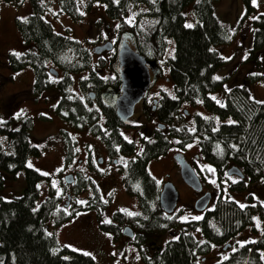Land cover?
<instances>
[{
    "label": "trees",
    "instance_id": "1",
    "mask_svg": "<svg viewBox=\"0 0 264 264\" xmlns=\"http://www.w3.org/2000/svg\"><path fill=\"white\" fill-rule=\"evenodd\" d=\"M5 1L20 3V0ZM219 1L88 2L89 11L96 2L105 5L106 16L119 21V31L131 37L134 49L148 61H155L161 68L159 77L164 75L161 63L164 62L168 67L175 97L162 92L155 112V118L164 126V130L156 128L152 140L142 136V146L139 145V148L135 141L127 140L121 133L126 124L118 118L111 104V100L116 98L113 90L120 81L113 77L103 78L98 68H106L107 61L103 57L94 59L96 49L103 41L102 37L98 38L100 41L97 44L95 42L98 40H93L85 47L78 39L58 33L44 17L49 8L41 0H30L32 14L16 22L22 41L27 45L34 44L35 47L22 55L10 54L8 61L12 71H22L26 67L32 69V94L41 95L47 89L55 88L58 91L55 111L68 127L76 130L87 127L89 134L105 145L110 155L119 158V163L124 161L122 157L136 154L134 159L125 163L121 176L125 193L138 198L140 212L132 214L117 211L110 223L100 218L98 220L100 229L115 237L120 235L123 225L130 224L140 234L137 246L144 243L143 247L149 235L175 232L177 236L164 246L152 242L154 249L150 253L143 250V247L139 250L145 264H198L200 258L211 253L214 244L230 245L229 241L244 231L256 214L264 223V204L242 207L237 201L222 197L217 199L211 210L204 212L202 219L180 222L178 214H168L160 206L159 194L163 187L148 171L150 161L167 154L174 145L179 150H185L196 138L204 160L214 166L220 179L232 166H237L244 173L243 179L230 184L232 191H244L248 184H254L261 178L264 180V102L256 101L243 85L223 90V104H218L209 96L223 87L224 82L215 79L214 74L225 61L213 48L230 42V32L214 11V5ZM243 1L245 16L252 14L255 11L253 0ZM77 4L78 0H58L60 12L74 22L83 19ZM190 5L194 13V24L188 26L184 9ZM252 25L254 34L250 41V52L253 53L264 48V14L253 19ZM168 39L174 40L175 50L172 57L163 61ZM114 59L112 57V61ZM50 69L57 73L50 72ZM159 77L157 83L161 80ZM260 77L252 78L258 80ZM105 88L107 94L103 98L100 93ZM90 92L97 96L94 102ZM186 103L193 106L202 103L215 118H232L233 121L217 126L214 118L207 119L198 114L194 117L195 126L190 130L180 124L184 115L180 113V108ZM102 116L103 123H100ZM15 123L19 125L14 127ZM32 125V119L28 116L0 120V135L10 139L13 149L11 153L5 152L0 144V170L13 177L19 170H25L26 180L21 196L0 199V264H96L91 256L62 246L56 234L49 232V221L53 220L58 226L75 212L84 210H98L101 214L108 204L101 199L92 178L76 173L77 179L70 186L62 179L64 169L69 168L78 157V143L66 129H60L58 136L65 146L66 157L65 168L59 174L63 189L79 196L90 186L93 195L83 204L72 205L73 210L68 213L58 209L61 198L56 197L55 190L51 188L50 196L36 208L42 183L50 184L51 179L36 169L26 167V164L28 158L38 157L44 149L47 150L51 137L38 146L33 144L30 140ZM4 182L0 175V190ZM119 184L121 186V180ZM193 232L201 233L203 242ZM262 249L264 232L256 241L242 245L216 264H264L260 253Z\"/></svg>",
    "mask_w": 264,
    "mask_h": 264
},
{
    "label": "rangeland",
    "instance_id": "2",
    "mask_svg": "<svg viewBox=\"0 0 264 264\" xmlns=\"http://www.w3.org/2000/svg\"><path fill=\"white\" fill-rule=\"evenodd\" d=\"M41 1L48 4L49 9L44 17L51 23L53 28L60 34H66L75 40L78 39L85 47L88 46V43L93 40L97 41L100 37L103 39L100 42L102 46L104 41H114L119 36V33H121L119 31V21L117 22L106 16L105 5L99 2H96L93 5L94 7L89 11L87 4L90 0H78L77 5L83 19L74 22L66 14L60 12L58 0ZM252 4L255 7V11L247 16H245L246 10L244 9L243 0H220L214 5L216 16L228 29V32H230V42L227 45H219L213 48L225 61L224 65L218 68L214 74L216 80H224L223 85L221 84L223 87L209 94L218 104H223L225 101L223 90H229V88L239 85L246 86L249 94L256 101L260 103L264 102V48L261 51L250 52V41L254 34L252 21L258 15L264 14V0H253ZM32 12L33 8H31L30 0H20V3H8L5 0H0V120L3 121L4 119L18 116L30 117L33 122L30 140L37 146L42 141L45 142L48 137H51L47 150L44 149L38 157L28 158L26 164V167L36 169L51 179L50 184L46 182L42 183L36 208H39L42 201L50 196V189L53 188L55 190L54 195L61 198L58 209L71 212L72 205L74 206L82 200L70 194L71 191H65L59 179L60 171L65 168L66 158L65 146L60 136H58L60 129H66L78 143V157L69 168L64 169V173L75 174L78 170V161L82 160L80 162V172L86 177L95 180L92 177V170L87 165V157L93 154L94 159H96L102 150L106 153V148L96 137L89 134L87 127L80 130L68 127L60 116L56 114L55 108L58 100V91L55 88L47 89L41 95L35 96L32 94L34 73H32L30 67H26L22 71L11 70L8 61L10 54L22 55L35 47L34 44L27 45L22 41L16 25L17 19H26ZM184 12L185 23L188 26L193 25L194 13L192 12V6H187ZM131 15L133 16V13ZM99 41L95 42V44ZM127 45L130 46L131 42H128ZM167 45L163 61L172 57L175 50L174 40L168 39ZM109 56V51H103L100 54L94 55V59L103 57L110 68L111 58ZM161 65L164 67V75L159 77L161 80L155 86L157 91H154L157 93H151V97H159V93L161 94V92L165 91L170 97L174 98L175 88L169 77L168 67L165 66L164 62ZM109 68H98V70L101 75H107L110 70ZM256 76L261 77L258 80H254L252 77ZM82 77L84 76L82 75ZM151 97L149 98V106L152 105ZM180 109V113L184 114L180 124L188 127L190 130L194 128V117L198 114L207 119L214 118L217 126L223 122L230 123L233 121L232 118L226 120L215 118L213 113L207 110L202 103H198L196 106L186 103ZM134 111L133 117L128 121L140 127H123L121 133H123L127 140L135 141L139 148L141 136L146 139H154L157 122L155 117H149L143 111L141 105H137ZM42 116L48 118L44 119ZM100 123H103V116ZM18 125V123H15L14 127ZM52 141H54L53 144ZM0 144L5 152H13L10 139L6 135H0ZM176 154H179L181 159L185 158L186 162L191 163L203 192L214 195L208 204L207 210H211L220 197L235 200L242 206L255 203L264 204L263 178L254 182V184H248L244 191H232L230 184L239 181L240 177L234 174L230 176L227 173L220 179L214 166L204 160L199 148V141L195 138L192 143L188 144L185 150H179L174 145L167 151V154L148 163L150 175L162 187L168 182H171L175 186L179 199L176 203V208L172 211V215L178 214L180 222L190 221L194 218L200 220L203 217L204 211L199 212L194 207V203L199 197L198 191L186 184L182 179L175 160ZM135 156L136 154L124 157L123 159L127 162L130 159H134ZM102 168L107 173L110 166L108 163H105ZM0 175L5 181L4 186L0 190V199L18 198V196L24 193L26 187L25 170H19L15 177L2 170H0ZM106 176L109 177L107 174L103 177ZM119 181L108 182H112L114 186L120 189ZM102 184L106 185L107 182H97V187H101ZM103 190L106 191V188H103ZM67 195H71L69 199H67ZM121 195L123 198H120V195H118L113 202L109 203L100 216L98 210L77 211L71 218L63 221L61 225L56 226L53 220H50L48 230L50 233L56 234L58 242L62 246L65 245L74 251L91 256L96 264H145L142 261L139 248L131 240L126 241L123 236L116 238L114 234L105 233L100 229L98 218L101 217L103 221H111V216L116 210L132 214L140 212L138 198L131 197L125 193L122 180ZM67 201H69L68 206H66ZM126 204L128 206L125 208ZM263 232L264 223L259 214H256L253 217L252 223L229 241L230 245L226 249H224L226 244L220 246L214 244L211 253L205 255L204 258H200L198 264H216L223 261L228 258L231 252L236 251L237 248L248 242L256 241ZM193 235L203 242L204 237H202L201 233L193 232ZM176 236L175 232L161 233L160 235L153 234L147 237V242L148 244L153 242L154 244L164 246ZM145 247L149 251L152 250L149 245H145ZM260 253L264 261V249L260 250Z\"/></svg>",
    "mask_w": 264,
    "mask_h": 264
},
{
    "label": "water",
    "instance_id": "3",
    "mask_svg": "<svg viewBox=\"0 0 264 264\" xmlns=\"http://www.w3.org/2000/svg\"><path fill=\"white\" fill-rule=\"evenodd\" d=\"M112 49V43L108 41V43L98 46L96 53L98 54ZM117 58H119V65L123 69L120 79L121 94L116 92L113 93L117 98V102L112 106L114 107L120 119L125 121L127 118L133 116L136 104L140 101V98L143 97L144 93L149 91L151 85L149 71L150 69L153 70L155 68L154 66L156 65V62L148 61L145 57L140 55L135 49H133L131 46H128L126 43L120 45ZM50 72L54 74L57 73L54 69H50ZM90 96L94 98V92H90ZM157 128L163 130L164 126L162 124H158ZM175 160L180 164V174L184 182L189 186L199 189L201 185L199 184L198 177L192 169L190 163H187L179 156L176 157ZM226 172L230 176L234 174L241 179H243L244 176V173L237 166H232V168L227 169ZM64 179L68 184H71L74 180L72 174L66 175ZM159 196L160 206L164 208L167 213L172 212L176 208L179 195L175 186L172 185L171 182L164 184ZM211 200L212 194L205 193V195L201 196V198H199L194 204L196 210L202 212L203 210L207 209ZM123 230V234L127 237H132L134 235L133 230L128 226ZM228 245L229 244H226L224 249H226Z\"/></svg>",
    "mask_w": 264,
    "mask_h": 264
},
{
    "label": "flooded vegetation",
    "instance_id": "4",
    "mask_svg": "<svg viewBox=\"0 0 264 264\" xmlns=\"http://www.w3.org/2000/svg\"><path fill=\"white\" fill-rule=\"evenodd\" d=\"M128 34L126 33V32H124V33H119V36L118 37H116L115 38V40L114 41H110V40H108V41H110L111 43H112V50H109V52H110V56H109V58H111V61H112V57H114L115 59L112 61V63H111V67L109 68L108 66L106 67V68H109L110 70H109V73H107V75H101L103 78H118V80L120 81L119 82V85L115 88V90H113V91H115L116 93H118V94H121V92H120V87H121V73L123 72V69H122V67L119 65V58H117V54H118V52H119V50H120V45L121 44H123V43H130L131 42V47L134 49L135 47L133 46L134 44V42H133V40L131 39V37L129 38V36H127ZM126 38H128V39H126ZM108 41H104L103 42V44L102 45H104V44H106V43H108ZM106 52V51H105ZM155 68L152 70V69H150V78H151V85H150V90L149 91H147L146 93H144V95H143V97H141L140 98V101L136 104V106L137 105H141L142 106V109H143V111H145L146 113H147V115L149 116V117H155V112L157 111L156 110V108H157V104H158V102H159V98L161 97V94H162V92H161V94L159 93V97H151V100H152V105H150L149 106V98H150V96H151V93H153V94H156L157 92H154V89H155V86H156V84H157V81H158V77H159V75H160V72H161V68L160 67H158L157 65H155L154 66ZM111 73V74H110ZM101 94V96H103V98H104V96L107 94V88H105V90H104V92H102V93H100ZM91 97V96H90ZM96 94H94V98H92L91 97V99H93L92 101L94 102L95 100H96ZM116 99L117 98H114V100H111V104L112 105H114L117 101H116ZM149 106V110L147 111V107ZM135 106V107H136ZM113 107V106H112ZM113 109H114V107H113ZM134 110H135V108H134ZM114 111H115V109H114ZM116 112V111H115ZM134 113H135V111H134ZM117 114V113H116ZM134 115V114H133ZM117 116H118V114H117ZM131 117H133V116H131ZM131 117H129V118H127L125 121L123 120H121L120 119V117L118 116V118L122 121V122H125V124H126V127H129V128H137L136 126H139V125H136V124H132V123H130L128 120L131 118ZM156 122H157V125L158 124H160V122L159 121H157V119H156ZM142 137V136H141ZM141 146H142V143L140 144ZM141 149H142V147H141ZM140 149V150H141ZM177 155V154H176ZM91 156V157H90ZM89 157H87L88 158V163H87V165H88V167L92 170V177H94L95 178V180L93 179V183L96 185V187H97V182H107V184L106 185H101V187H97L98 188V192H99V194H100V197H101V199L104 201V202H107V204L109 205V203H111V202H113L114 201V199L118 196V195H120V198L122 197V195H121V186H120V184H119V187H120V189L118 188V187H116V186H114V184L112 183V182H108V181H114V180H122V178H123V176H121V172H122V170H123V166H125V163H126V161H123V162H121V163H119V158H117L115 155H110L108 152H107V150H106V153H105V151L104 150H102V152H101V154L99 155V157H97L96 159H94V157H93V154H91ZM179 156V154L176 156V157H178ZM125 157V156H124ZM124 157H122V159L124 158ZM175 157V158H176ZM90 159H91V161H90ZM182 159H185V158H182ZM124 160V159H123ZM186 160V159H185ZM82 161V160H81ZM81 161H79V165L77 166L78 167V170H77V172L76 173H81L80 172V162ZM187 161V160H186ZM105 163H108L109 164V166H110V168H109V172H105L104 171V168H102L103 166H104V164ZM177 163V162H176ZM187 163H189V162H187ZM91 164V165H90ZM177 165H178V167H179V173H180V164L179 163H177ZM190 165H191V163H190ZM192 167V166H191ZM76 173L75 174H72L73 175V178H74V180H73V182L71 183V184H68V185H72L74 182H75V180L77 179L75 176H76ZM71 174H69V173H64L63 175H62V179H64V177L66 176V175H71ZM81 174H83V173H81ZM109 175V177H103V176H105V175ZM94 175V176H93ZM85 176V175H84ZM64 181H65V183H67L66 182V180L64 179ZM102 186H103V188H106V191L105 190H103V188H102ZM192 187V186H191ZM193 189H195L196 191H198V194H199V197L196 199V201L199 199V198H201V196H203V195H205V193H208V192H203V190H202V187L200 186V188L198 189V188H194V187H192ZM118 192V193H117ZM71 194V193H70ZM93 195V188H91L90 186L87 188V190H85V191H83V193L82 194H80L79 196H74V197H79V199H81L82 201H80V202H78L77 203V205H80V204H83L84 202H87L88 200H89V198L91 197ZM70 196L71 195H67V199H69L70 198ZM214 195H212V197H213ZM123 198V197H122ZM196 201H195V203H196ZM211 202V201H210ZM194 203V204H195ZM69 205V201H67L66 202V206H68ZM128 206V204H126L125 205V208ZM194 207H195V205H194ZM69 208V207H68ZM129 208H131V207H129ZM208 208V207H207ZM132 209V208H131ZM71 210H73V207H72V209ZM70 210V211H71ZM165 210V209H164ZM207 209H205V210H203L204 212L206 211ZM117 211H121V210H116V212ZM174 211V210H173ZM67 212V211H66ZM99 212V211H98ZM116 212H114L113 214H112V216L116 213ZM122 212H124V211H122ZM166 212V211H165ZM68 213H70V212H68ZM168 214H170V213H168ZM173 213L171 212V215H172ZM99 215H101V214H99ZM111 216V217H112ZM100 219H102L101 217H100ZM100 224V223H99ZM127 226L128 227H130L132 230H133V236L132 237H127V236H125L124 234H123V229L124 228H127ZM138 235H140V234H138L137 232H136V229L134 228V227H132L130 224H125V225H123L122 227H121V231H120V237L121 236H123V238H124V240H126V241H128V240H131L136 246H137V243H139L140 242V240L137 242V238H138ZM119 236H117V237H119ZM116 237V238H117ZM148 239H147V237H146V239H145V245H149V246H151V248L153 247L152 246V242H150L149 244H148ZM144 244V243H143ZM143 244L142 245H139L140 246V248H139V246H137L138 248H139V250L140 249H142V247H143ZM144 245V246H145ZM155 245V244H154ZM144 248V247H143ZM154 248H152V250H153ZM143 250H147V248L145 247ZM152 250H147V252H151Z\"/></svg>",
    "mask_w": 264,
    "mask_h": 264
},
{
    "label": "snow or ice",
    "instance_id": "5",
    "mask_svg": "<svg viewBox=\"0 0 264 264\" xmlns=\"http://www.w3.org/2000/svg\"><path fill=\"white\" fill-rule=\"evenodd\" d=\"M29 166H31V165H29ZM214 171V170H213ZM243 207V206H242ZM195 219V218H194ZM106 222H109L110 223V221H106Z\"/></svg>",
    "mask_w": 264,
    "mask_h": 264
}]
</instances>
